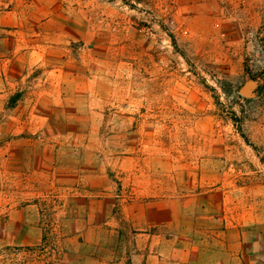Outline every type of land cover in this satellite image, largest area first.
<instances>
[{
    "label": "rangeland",
    "instance_id": "374dc122",
    "mask_svg": "<svg viewBox=\"0 0 264 264\" xmlns=\"http://www.w3.org/2000/svg\"><path fill=\"white\" fill-rule=\"evenodd\" d=\"M258 115L264 0H0V264H129L171 200L264 264Z\"/></svg>",
    "mask_w": 264,
    "mask_h": 264
},
{
    "label": "crops",
    "instance_id": "0c3cea01",
    "mask_svg": "<svg viewBox=\"0 0 264 264\" xmlns=\"http://www.w3.org/2000/svg\"><path fill=\"white\" fill-rule=\"evenodd\" d=\"M252 123L251 137L254 144L264 151V117L258 115ZM205 207V208H204ZM196 212L208 210L206 206H198ZM188 211V209H187ZM166 220L138 219L134 224L158 228L163 223L180 228L186 227L185 233L178 231L176 236L166 238L157 231L153 234L139 233L132 237V252L128 257L129 264H244L241 239L239 253L237 243L220 230V220H180L179 207L171 200L169 209H164ZM236 240V239H235ZM238 248V247H237ZM126 258V257H124ZM125 262V259L124 261Z\"/></svg>",
    "mask_w": 264,
    "mask_h": 264
}]
</instances>
